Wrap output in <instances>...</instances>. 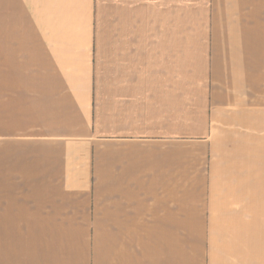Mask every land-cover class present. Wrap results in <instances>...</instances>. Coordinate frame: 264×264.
<instances>
[{"label":"crops","instance_id":"0c3cea01","mask_svg":"<svg viewBox=\"0 0 264 264\" xmlns=\"http://www.w3.org/2000/svg\"><path fill=\"white\" fill-rule=\"evenodd\" d=\"M0 264H264V0H0Z\"/></svg>","mask_w":264,"mask_h":264}]
</instances>
